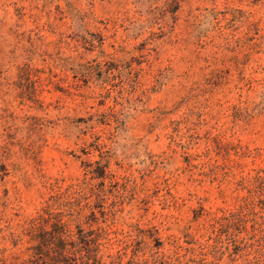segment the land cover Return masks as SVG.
<instances>
[{
	"label": "rangeland",
	"instance_id": "374dc122",
	"mask_svg": "<svg viewBox=\"0 0 264 264\" xmlns=\"http://www.w3.org/2000/svg\"><path fill=\"white\" fill-rule=\"evenodd\" d=\"M99 167L105 264H264V230L210 226L264 175V0H0V264Z\"/></svg>",
	"mask_w": 264,
	"mask_h": 264
},
{
	"label": "trees",
	"instance_id": "16d2710c",
	"mask_svg": "<svg viewBox=\"0 0 264 264\" xmlns=\"http://www.w3.org/2000/svg\"><path fill=\"white\" fill-rule=\"evenodd\" d=\"M92 178L104 184L105 179L112 182L113 175L104 168L85 170L80 181L63 189L53 188L48 192L44 204L32 216L23 231L30 244L26 247L27 255L18 264H105L102 252V232L105 228L97 224L107 219L110 209L97 206L86 200L85 187ZM264 188V175H255L242 197L241 203L228 214L213 218L211 230H264L263 206L255 210L261 199L260 191ZM256 195L257 199H254ZM99 212V216L97 215ZM254 214L259 220L247 226L248 216ZM71 221L74 226H71ZM82 223L86 224L83 226ZM96 223V224H94ZM129 246V245H128ZM127 248V245L123 249ZM138 248H132L125 262L122 257L125 250H117L115 254H106L109 264H171L179 262L176 256H153L151 259H138Z\"/></svg>",
	"mask_w": 264,
	"mask_h": 264
}]
</instances>
